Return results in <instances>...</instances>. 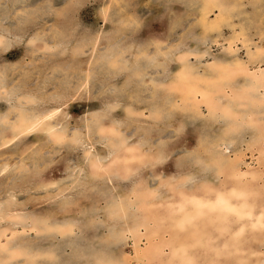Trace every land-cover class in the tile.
I'll return each mask as SVG.
<instances>
[{
  "label": "rangeland",
  "instance_id": "1",
  "mask_svg": "<svg viewBox=\"0 0 264 264\" xmlns=\"http://www.w3.org/2000/svg\"><path fill=\"white\" fill-rule=\"evenodd\" d=\"M3 1L5 0L0 2L2 5L4 4ZM6 1L9 2V0ZM62 1H54V4H56L55 9L58 7L59 9L57 8L56 10L59 12L66 8L65 3ZM201 1L84 0V7L78 10V14L69 12L68 16H74V20L78 21L82 28H87L90 31L103 26V31L107 29L112 31L111 34H114V28L123 29L124 26L129 24V27L124 29V31H119L121 33L116 41L125 38L121 42L126 44L131 42L129 41L130 39H135L136 42H133V47L137 42L141 43L140 45L143 49L147 47L145 49H148L153 61H145V64H140L141 61L139 63L136 62V53L131 52H135V49L130 50V52L125 49L121 55H119V49H114L113 52L115 55H119L117 59L120 61L112 64V67L103 63L102 68H98V71L96 70L95 73L93 71L90 74L88 70L91 68L93 61L89 58L90 53H92V45L90 42L87 43L88 40L85 43L81 40L79 42L78 38L81 39L79 37L80 33L77 34L79 35L77 36L78 38L72 41V45L65 50L55 48L53 51H49L51 56L43 54L45 49H41L39 54L34 49L28 51L25 47V41H22L17 49L13 48L10 50V53L4 57L0 56V73H3L1 70L4 69L2 63L7 62V60L16 62L19 67L25 68L22 74H11V72H14V69H12L8 72V75L4 74L3 80L0 79V168L4 164L9 167L6 175L0 177V232L9 229L10 231L26 229V232H29V238L25 240L17 239L16 235H12L9 232L5 233L7 238L14 236L16 239L14 243L19 244L29 241L34 246V249H39L40 247L43 250L51 248L50 241H38L36 235L30 231V227L31 225L33 226L34 219L55 220L56 224L58 223L59 225L70 224L75 226V234L68 241L71 246L66 248V253L77 251L80 248L82 252L93 257L99 256V252L105 251L112 258L115 257V262H118L122 253H124L129 258L130 262L128 264H144L134 258L133 238L130 237V234L126 237V241L120 240L121 246H119L120 243L118 244L119 240L110 236V230L117 232L125 224L124 220L121 219L122 215L114 217L107 211L113 202L123 200L125 196H131L130 186L141 181H143L145 188L157 192L152 203L163 202L162 199L174 196L172 194H175V192L168 187L162 186L161 180H168L180 173L197 175V179L199 178L198 180L202 183H211L215 186L229 182L226 181L224 175L217 176L212 168L202 173L201 166L197 163L195 157L184 159L179 168L175 158L178 147L186 148L188 151L196 149L200 131L206 130V135L210 138L215 136V139H219L222 133L221 128L224 127L223 124L221 125L209 118L204 120V124L208 125L202 127L198 125L199 121L196 120L197 126L195 128L192 127L190 122L191 115L185 111V104L182 105L180 101L183 98L181 91L175 89L170 92L167 86L169 81L175 78L177 72L181 70L177 56L183 52L202 48L204 43L200 19L202 5L207 2L204 1L202 4ZM262 1V6H264V0ZM40 5L42 4L38 6ZM246 5L247 3L244 7ZM33 8L31 7V9ZM31 9L30 7L29 9H23L24 13L21 10L17 16L15 11H9L12 17L9 15V18H7L8 24L5 25V28L11 33L10 39L15 38L14 34L22 35L18 31L19 24L17 25L18 18L21 15V20L25 21V24H27L26 28L28 27L27 29H29L27 31V36L29 37L35 31L36 33L45 31V35L53 39L51 34L56 32L50 30L52 28L60 30V24L67 22V20H63L66 17L62 14H48L44 15L37 25L33 24L32 21L30 23L25 19H32L30 15ZM103 9H107L108 12V26H104L103 19L100 17ZM27 14L30 17H27ZM213 14L217 15V12H213ZM261 20L259 30L263 32V35L258 34L260 31L258 33L253 31L250 39L253 40L254 44L257 43L256 45L263 48L264 15ZM5 28L2 27V29ZM80 30L83 31L82 29ZM236 30L238 31V29ZM226 37H231L229 28H224L223 30L222 38L225 39ZM56 39L61 40L58 36ZM221 40L218 39L220 43H223ZM36 46L41 45L38 44ZM79 46L82 49L80 53L76 49ZM107 46L104 43L99 44L98 49L105 52ZM234 46L236 45L234 44ZM208 47L213 55H218L221 51V48L215 45L209 44ZM238 54L241 59L244 60L246 58L243 50H240ZM124 57L127 58L124 59ZM210 60L208 58V61ZM139 67L143 68L138 69ZM55 68L60 70V74H54L53 70ZM199 70L202 69L199 67ZM69 80L72 81L70 90H62ZM88 83L90 87L86 92L84 87ZM233 85L238 87L235 82H233ZM78 88L82 89H79V92H75L74 90ZM2 89H5L6 92ZM56 90H58L57 94L61 90L64 92L63 100L55 96L49 99V96L56 94ZM33 94L36 97V101L33 98ZM179 94L181 95L180 97ZM28 98L30 101H27ZM8 100H10L12 106L8 104ZM24 102L25 104L27 102H31V105L35 104L33 110L36 113H46L57 107L59 114L53 119L56 125L55 128L64 132L69 139L78 132L87 146L86 150H91L92 152L94 149L92 155L104 160V162L109 161L107 156L109 148L106 145L108 144L107 138L101 136L96 124L89 121L93 119L92 114L101 112L108 104L119 103L121 106L112 112L108 119L102 122L103 125L109 127L113 122H117L119 124V133L123 136L127 134L125 140L129 141L128 146L131 147L143 141V149H147V153L152 154L163 149L167 154L171 155V158L163 164L156 165L154 168L151 166L141 168L137 177L131 180L96 177L91 175L87 164L88 158L85 156V148L70 143L64 145L55 144L50 138L48 130H46L45 124L48 121L44 122V125L32 135L18 136L14 141L12 140V143L6 144V140L12 138L17 130L12 127L13 124L11 123L3 127V116H8V118L15 117L16 110H23L27 107ZM141 102L153 103V105H157L158 102V104L160 103L159 107L166 106L167 111H171H169L170 117L163 122L164 124H154L148 145L144 142L145 139L147 142L146 120H148L145 117L149 116L148 109L151 107H146ZM129 108H131L133 113H136L135 116L129 115L127 112ZM202 111L206 113L205 107L202 108ZM142 114H146V116L142 117ZM148 121L151 122V120ZM182 123L184 134L178 137L175 130L180 128ZM94 130L98 132L96 133ZM249 135L244 138L245 140L240 135L235 136V145L233 146L237 150L236 153L240 154V158L246 163L241 166L244 170L247 165L258 167L255 162L257 150L253 147L252 139ZM3 139L5 140L2 141ZM118 143V141L112 142V144L116 145ZM149 145L151 151H148ZM233 155L234 152H231V156ZM77 168L80 171H75ZM156 177H160V179ZM262 181L264 183V179ZM51 184H55L56 187L49 188ZM197 187L198 185L189 184L186 185L185 191ZM170 200H173V198ZM125 210H128V208H125ZM1 212L5 216H1ZM127 223H130V221H127ZM216 234L215 232L213 236L215 237ZM2 241L6 243L7 240L3 238ZM260 241H263V239L257 237V242H251V244L259 249L261 248L262 250H260L263 251L264 247L258 243ZM51 242L55 243V248H62V245H64L60 238L51 240ZM219 242L216 241L215 244ZM144 243H141L142 246H144ZM247 244H249V241H247ZM64 251L65 249L62 248L60 253L62 254ZM62 260H65V256H62Z\"/></svg>",
  "mask_w": 264,
  "mask_h": 264
},
{
  "label": "bare ground",
  "instance_id": "2",
  "mask_svg": "<svg viewBox=\"0 0 264 264\" xmlns=\"http://www.w3.org/2000/svg\"><path fill=\"white\" fill-rule=\"evenodd\" d=\"M1 1L2 0H0V2ZM54 1L55 0H9L8 2L5 0L3 1V5L0 3V37L4 38L5 40L11 41L10 46L7 49H0L1 57H4L8 53H10V50H12L13 48L17 49L22 41H25V47L28 51L34 49V51L39 54L41 49H45L43 54L51 56V52L49 51H53L55 48L65 50L67 47L71 46L72 41H74L76 38H78L77 36L80 35L79 37L81 39L78 38L79 42L81 40L85 43V41L88 40L87 43L90 42L92 45V53H90L89 58L93 61L91 63V68L88 70L90 74L93 73V71L94 73L96 70L98 71V68H102L103 63H106L107 65L112 67V64L120 61L117 58L123 51H125V49L127 50V52H130V50L133 49L136 50L135 52H131L136 53L135 60L137 63L141 61L140 64H145V61H153V58H151V55L148 52V49H145L147 47L143 49L140 45L141 43L139 42H137L133 47V42H136L135 39H130L129 41L131 42L126 44L121 42V40H125V38H121L119 41H116L120 33L124 31V29L129 27V24H127V26H124L123 29L114 28V34H111L112 31H108L107 29L103 31V26H100L98 29L94 28L92 31H90L87 28H82L80 26L81 24L78 23V21L74 20V16H68L69 12H76V14H78V10L84 7V0H63L62 2L65 3L66 8L64 7L65 9L60 12L56 10L58 7H56L55 9L56 4H54ZM204 1H206L207 3L203 4ZM201 2L203 5L201 8L200 20L203 29L202 34L204 39V46L202 45V48L197 49L198 51H187L180 53L177 56V59L180 62L181 70L177 72L175 78L169 81L167 86L170 92L171 90L175 89L181 91V95H183V98L180 101L182 105L185 104V111H187L191 115L190 122L192 127L195 128L197 126V121H199L198 125H201L202 127L208 125L204 124V120H208V118L212 121L218 122L221 125H224V127L221 128L222 133L219 139H215V136L210 138L208 135H206V130L200 131V136L198 137V145L196 146V149H194L197 152V157H195V160L203 162V164L199 163L202 173H205L210 168H212L217 176H220V172L222 169L226 181L229 182H224L219 186H215L214 184L210 183L213 187L217 189H224L228 192L235 190L237 192L244 193L243 197L239 199H233L232 201L234 207L243 209L244 214L242 216L231 215L227 224V231L221 230L222 225L220 224V222L215 221L214 219H205L200 221L199 223V236L194 237L191 232L177 234L171 230L168 224H161L160 221L167 214V205L179 200L178 193L172 194L174 195L172 197L170 196L162 199L163 202L158 201L152 203L154 197L148 195V192H150L151 190L145 188L140 195L132 197V199L136 201L134 204H129L127 198L130 197V195L123 198L125 208H128V210H125V212L121 214V219L124 220L125 224L117 232L110 230V236L113 239L119 240V244L120 240L126 241V237L128 236V234H130V237L133 238L132 244L134 258L140 263L143 262L144 264H170V261L172 262V264H179V260H173L171 254L175 248L181 246L189 248V253L195 259L196 264H264V249L263 251H261V248L260 250L258 247H255V245L253 246L251 244V242H257V237L262 238L264 241V229L259 226L260 218L261 216H264V183L261 179V173L264 172V157L261 156V145L259 142L260 132L257 128L243 126L237 133L226 136L225 132L230 127V124L232 122L226 121L221 118L224 111L228 110L236 114H241L243 116H253L256 121L264 119V106H262L261 104L262 99H264V90L260 89L257 80L254 78V74L258 75L261 67L264 66V57L259 55V49H261L262 47L256 45L257 43L254 44L253 40L250 39L253 31H256V33L260 31V23L262 22L261 17L264 15V6H262L263 1L202 0ZM246 3L247 5L246 7H244ZM39 4L42 5L38 6ZM6 5L8 8L6 7ZM249 5L251 7L250 9ZM29 7L30 9L31 7H34L30 10L32 19H25L30 23L32 21L33 24L37 25V23L41 21L42 17L48 14H62L64 17H66L63 20H67V22H62L60 24V30H56L53 28L50 30L56 32L51 34V37L53 39L49 38L48 35H45V31H43L42 33H36L35 31L33 35L29 37L27 36V31L29 29H27L28 27L26 28L27 24H25V21L23 22V20H21L22 15L20 14L21 17L18 18L17 25L19 24L18 31L21 32L22 35L14 34L15 38L10 39L9 36L11 35V33L8 32L9 30L5 28V25L8 24V21L6 20L7 18H9V15L11 14L10 12L15 11V14L17 16L21 10L23 11V9H29ZM213 12H217V15H212ZM10 16L12 17V15ZM26 16L28 17L29 15L27 14ZM213 16L214 18H212ZM100 17L103 19L102 21L104 23V26H108L107 22L109 21V17L107 9H103L101 11ZM1 25H3L2 27L6 30L2 29ZM35 28H37V26H35ZM224 28H229V30L231 31L230 38H222ZM80 29H82L83 31H81ZM236 29H238V31ZM78 33L80 34L77 35ZM258 34L263 35V32L260 31ZM57 36L60 37L61 40H57ZM17 38H19V42H17ZM33 38H35V43H28V41L32 40ZM218 39H222L221 41L223 43H220V40L218 41ZM103 43L108 45L105 49L107 52L98 49L99 44ZM208 43L220 47V53L218 55H213L211 53V49L208 47ZM38 44H40L41 46H36ZM234 44L236 46H234ZM76 49L79 53L82 51L81 46ZM114 49H119V55H115V53L113 52ZM46 50H48V52H46ZM240 50H243L246 54V58L244 60L241 59L240 55L238 54ZM181 57H186V59L181 61ZM113 58L116 59L113 60ZM126 58L127 57H124V59ZM208 58L211 59V62L208 61ZM2 65L4 69L1 71L5 75H8V72H10L12 69H14V72H11V74H22V72L25 70V68L19 67L18 63L11 62L9 60L2 63ZM199 67L202 70H199ZM140 68L143 67H139L138 69ZM53 71L54 74H60V70L58 68H55ZM69 77L71 76L69 75ZM71 82L72 81L69 80L64 85V88H62V90H70ZM233 82L238 84V87H235L233 85ZM86 85L87 86L84 87V91L87 92L90 84L88 83ZM79 89L82 88L75 89L74 91L79 92ZM62 90L58 94V90H56V94L49 96V99L54 98V96L62 99V97L64 96V92H62ZM181 95L179 94V97ZM33 98L36 101L35 95ZM27 101H30L29 98ZM8 104H11L10 100H8ZM141 104L146 107H151L148 109L149 115H151V113H153L154 111H160L167 114L165 115L164 119L159 121L148 119L151 120L150 122L146 120V136L148 143L145 141L146 139L144 140V142L146 145H148L150 142L149 137L153 132L154 124H160L166 121L170 117L171 111H167V109L165 108L166 106L159 107L160 103L158 104V102L157 105L144 102H141ZM24 105H27V107L23 110H16L17 113L15 112V117L8 118V116H3L2 126L6 127L7 124L11 123L13 124L12 127L17 130L12 138L6 140V144L12 143V140L14 141L18 136L23 137L25 135H32L35 131L29 132L28 129L31 128L33 124H36L39 121H43V123L40 124L38 128H41V126L44 125V122L48 121L47 124H45L48 133L51 128H55L56 126L53 119L56 118V116L59 114V109L57 107L49 110V112L46 113H36L33 110L35 104L31 105V102H27V104H25L24 102ZM203 107H205L206 113L202 111ZM54 112L56 113V115L52 116V113ZM49 116H51V119H45V117ZM141 116L145 117L146 114H142ZM85 121L87 122V120ZM194 121L196 122L192 123ZM111 125L109 127H111ZM248 134H250L249 137L252 139L253 147L255 148V150H257V159L255 162L256 166L258 167L247 165L246 169L244 170L241 166L245 165L246 163L243 162L242 158H240V154L236 153L237 150L233 148V146L235 145V136L240 135V137L245 140L244 138H246ZM120 135L123 137V139H125V136L127 134H124L125 136H123L122 134ZM111 139L112 142L118 141L120 143L119 138ZM4 140L5 139H3L2 141ZM107 141L108 144L106 145H108L109 148L107 156L109 157L111 153L115 151V149L112 146L113 144L109 143L108 139ZM226 147L227 150H225ZM144 151L146 152L147 149H145ZM148 151H151L150 145L148 146ZM231 152H234V158L233 156H231ZM82 155L84 156V154ZM217 161L221 162V168L216 167ZM105 162V164L110 163V160ZM204 165H208L209 167H207V169L205 170ZM136 166L134 165V167ZM8 168V165L4 164V166L0 168V171H3L4 169L8 170ZM130 187L129 188L132 192L135 184ZM184 190H186V185L184 186ZM185 192L187 194L201 195V193L196 191V188H191V190ZM253 193L257 194L254 195ZM175 196L177 197V199ZM171 198H173V200H170ZM160 205L163 206L160 207ZM1 214V216H5L3 215L4 213L1 212ZM127 221H130V223H127ZM49 223L50 225H59L58 223L56 224L55 220L49 221ZM33 227H36L38 231L42 232V226L33 223V226L31 225L30 227V231ZM6 232H9L12 235H16L17 239L20 240L29 238V232L27 233L26 229H22L20 231H10L9 229L0 232V244L3 245V247H0V264H9L10 261L11 264H53V262L46 259L33 260L28 257H25L21 260H11L10 253L16 249L19 243H14V241L16 240L14 236L11 237L12 240L11 238H7L5 234ZM215 232L217 234L214 237L213 234H215ZM237 233H239L240 235L237 236ZM74 234L59 235L55 233H43L41 235H35L38 241H50L49 244L52 246L51 249L55 252V255L57 257L55 264H128L130 262L129 258L124 253H122V256L121 258H119L118 262H115V257L112 258L105 251L99 252V256L93 257L82 252L80 248L77 251H71V254L66 253V248L68 246H71V244H68V241ZM3 238L7 240L6 243H3ZM59 238L61 242L63 241L62 244H64H61L63 246L62 248L65 249L62 254L60 253L62 248H55V243L51 242V240H57ZM9 240L10 242H12L10 243ZM197 241H199V243H197ZM216 241H218L220 244H215ZM247 241H249V244H247ZM263 241L258 242L260 245H262V247H264ZM142 242H145L144 246H142ZM22 243H24L26 247H30L29 255L32 257L38 255L42 256L44 251L48 249L45 248L43 250L41 249V247L39 249H34V246H32L29 241H25ZM121 244L122 243H120L119 246H121ZM62 256H65V260H62Z\"/></svg>",
  "mask_w": 264,
  "mask_h": 264
},
{
  "label": "snow or ice",
  "instance_id": "3",
  "mask_svg": "<svg viewBox=\"0 0 264 264\" xmlns=\"http://www.w3.org/2000/svg\"><path fill=\"white\" fill-rule=\"evenodd\" d=\"M17 42H19V38H17ZM10 43L11 41L0 37V49H7L10 46ZM28 43L34 44L35 38L28 41ZM259 55L264 57V48L259 49ZM184 59H186V57H181V61ZM3 77L4 73H0V79ZM254 78L257 80L260 89L264 90V66L261 67L258 75L254 74ZM2 90L6 92L5 89ZM261 104L264 106V99H262ZM120 106L121 105L119 103L108 104L101 112L92 114L93 119L90 121V123L96 124L101 136L106 137L109 140V143H112L111 138L120 139L119 145H112L115 151H113L108 157L110 163L105 164L104 160L94 157L90 150L85 151V156L88 158L87 164L90 168L91 175L93 176L102 178L107 177L109 179L114 177L118 180H131L132 178L137 177L141 168L148 166L154 168L156 165L163 164L166 160L171 158V155L167 154L163 149L152 154L145 152L143 149V141L129 147L127 140L123 139L118 131L119 124L117 122H113L111 127H105L103 125L102 122L108 119L110 114ZM127 111L130 116L136 115V113L132 112L131 108L127 109ZM55 115V112L52 113V116ZM165 115L167 114L160 111H154L151 113V115L146 116L145 119L159 121L164 119ZM221 118L232 122L230 127L225 132L226 136L237 133L243 126L257 128L260 132L259 142L261 145V156L264 157V119L256 121L253 116H243L228 110L224 111ZM45 119H51V116L45 117ZM42 123L43 121H39L36 124H33L32 127L28 129V131H36L39 125ZM175 131L178 137L183 135L184 126L181 125L180 128L176 129ZM48 134L52 141L57 145L70 143L72 145L87 149V146L84 144V141L78 132L74 134L71 139H69V137L66 136L64 132L59 131L56 128H51ZM225 150H227V147ZM193 157H197V152L195 150L188 151L186 148L178 147L175 156L177 167H181L184 159ZM197 163L203 164V162L199 160H197ZM134 165L137 166L134 167ZM207 167L209 166L204 165L205 170ZM216 167L221 168L220 161L216 162ZM7 171V169L0 171V177L6 175ZM76 171H80V169L77 168ZM220 174L223 175L222 169ZM156 178L160 179V177ZM261 179H264V172L261 173ZM189 184L198 185L196 191L201 193V195L187 194L184 190V186ZM161 185L168 187L171 191L178 193L179 195L178 201L167 205V214L160 221L161 224H168L171 230L177 234L191 232L194 237L199 236V223L205 219H214L215 221L220 222L222 225L221 230L227 231L229 217L231 215L242 216L244 214L243 209L234 207L232 203L233 199H239L243 197L244 193L237 192L235 190L228 192L224 189H217L208 183H202L197 179V175L180 173L176 177H172L168 180H161ZM49 187H56V185L51 184ZM144 189L145 185L143 181L135 183V187L132 189L131 196L127 198L129 204H134L136 201L133 200L132 197L140 195ZM253 194L256 195L257 193ZM148 195L155 197L157 192L150 191L148 192ZM162 206L163 205H160V207ZM107 211L114 217L123 214L125 212L124 201L120 200L118 202H114L107 209ZM33 223L42 226V232L38 231L36 227L31 229V231L36 235H41L43 233H55L59 235L74 234V225H50L47 219L34 220ZM259 226L264 229V216H261ZM239 235L240 234L237 233V236ZM197 243H199V241H197ZM0 247H3V245L0 244ZM29 253L30 247H26L24 243L18 244L16 249L10 253L11 260H21L25 257H28L33 260L46 259L55 264L57 259L55 252L51 248L46 249L42 256L38 255L32 257L29 255ZM171 255L173 260H179V264H196L195 259L189 253L188 247L181 246L175 248ZM9 264H11V261ZM170 264H172L171 261Z\"/></svg>",
  "mask_w": 264,
  "mask_h": 264
}]
</instances>
